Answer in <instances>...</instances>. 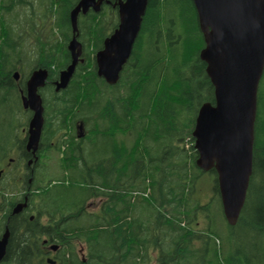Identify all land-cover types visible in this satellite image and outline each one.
Listing matches in <instances>:
<instances>
[{
    "label": "trees",
    "instance_id": "obj_1",
    "mask_svg": "<svg viewBox=\"0 0 264 264\" xmlns=\"http://www.w3.org/2000/svg\"><path fill=\"white\" fill-rule=\"evenodd\" d=\"M77 2L0 0V179L7 162L17 169L27 154L26 80L34 69L48 70L39 89L37 160L20 212L11 213L22 195L0 181V237L9 231L0 264H264V252L251 253L254 236H264V71L252 174L230 225L215 170L195 164V116L214 94L192 0H148L115 84L97 75L94 55L117 26V8L102 3L80 13L81 61L56 91L53 81L71 60L69 12ZM95 145L99 152L90 150ZM48 159L56 169L44 178Z\"/></svg>",
    "mask_w": 264,
    "mask_h": 264
},
{
    "label": "water",
    "instance_id": "obj_2",
    "mask_svg": "<svg viewBox=\"0 0 264 264\" xmlns=\"http://www.w3.org/2000/svg\"><path fill=\"white\" fill-rule=\"evenodd\" d=\"M148 0H78L69 12L71 38L67 49L70 63L53 81L56 91L70 82L81 61L82 45L77 39V19L89 9L97 12L102 3L117 8L118 23L94 55L96 73L108 84H115L129 59L139 34ZM204 46L199 52L213 86L214 101L203 102L192 129L195 164L214 169L222 211L228 224L236 223L244 205L252 174L254 124L257 93L264 71V0H192ZM18 78V73H14ZM48 70L31 71L21 96L22 107L31 111L27 126L26 149L32 158L44 124V107L39 89L46 84ZM81 128V125L78 126ZM82 134L79 133L78 136ZM27 197L12 208V214L26 206ZM9 231L0 237V262L6 252ZM56 244L50 245L55 250ZM47 262L55 261L47 258Z\"/></svg>",
    "mask_w": 264,
    "mask_h": 264
},
{
    "label": "rangeland",
    "instance_id": "obj_3",
    "mask_svg": "<svg viewBox=\"0 0 264 264\" xmlns=\"http://www.w3.org/2000/svg\"><path fill=\"white\" fill-rule=\"evenodd\" d=\"M262 86H263V91H264V82L262 83ZM25 114L27 116V113H25ZM26 116L21 115L20 121L23 122L24 119H25L24 117H26ZM79 121L80 120L77 121L78 125H79V123H78ZM77 131L79 133L82 132V128L78 127ZM187 146H189L188 141H187ZM90 150H95V151L99 152V146L98 145L91 146ZM13 156H14V154L12 155V157ZM54 161H55V159H53L52 161H50V159H48L47 163H49V164H44V163L41 164V168L40 169H41L42 175H43V172H44V178H45V176L50 175L51 172L55 171L56 163ZM13 162L10 164V168L6 169V171H5L6 174L2 175L0 181H1V183L3 185H7V186L13 187V189H14L13 191H16V192L19 193L20 192V186L18 185V178L20 176V173L18 172L16 167H14ZM213 175L212 174H208L207 176H209V179H212ZM257 184H258V182H257ZM254 241L257 242V245H256L257 248H255V250H252L251 253H256L259 256V258H260L262 256L263 252H264V236L256 235V236H254ZM258 248H259V250H258Z\"/></svg>",
    "mask_w": 264,
    "mask_h": 264
},
{
    "label": "flooded vegetation",
    "instance_id": "obj_4",
    "mask_svg": "<svg viewBox=\"0 0 264 264\" xmlns=\"http://www.w3.org/2000/svg\"><path fill=\"white\" fill-rule=\"evenodd\" d=\"M26 152H27V154L22 156L20 163L17 165V170L21 174V176L18 180V184H20V183L23 184V185H21V184L19 185L20 186V194L22 195L23 200L29 191L31 181H32V173H33L32 171H33L34 164H35V161L29 162L30 158H32L30 151L26 150ZM5 165H6L5 167L1 168V173L4 172L6 169L10 168V161L7 162ZM22 178H23V180H22ZM25 178H26L27 183H22V182H24Z\"/></svg>",
    "mask_w": 264,
    "mask_h": 264
}]
</instances>
